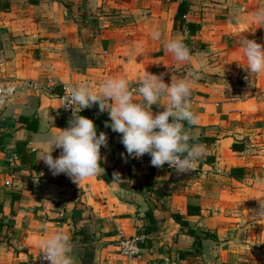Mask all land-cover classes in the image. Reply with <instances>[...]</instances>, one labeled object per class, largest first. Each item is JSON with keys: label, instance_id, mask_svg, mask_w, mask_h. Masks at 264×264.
Returning <instances> with one entry per match:
<instances>
[{"label": "crops", "instance_id": "crops-1", "mask_svg": "<svg viewBox=\"0 0 264 264\" xmlns=\"http://www.w3.org/2000/svg\"><path fill=\"white\" fill-rule=\"evenodd\" d=\"M36 1L9 0L4 9L0 0V78L18 86L0 109V264H33L42 241L58 231L72 247L97 245L95 264L264 263V215L256 216L264 203V74L245 71L239 45L240 35L264 45V26L250 18L264 0ZM183 1L189 11L174 26ZM156 30L160 40L152 38ZM177 37L190 49L188 62L163 49ZM148 73L166 83L192 80L200 121L191 134L206 149L195 171L143 164L147 154L122 156L120 134L105 127L109 116L98 105L87 110L97 133L108 136L101 175L79 186L38 161L45 138L68 127L55 96L62 84L98 90L105 79L123 76L130 84ZM152 221L157 229L142 235V258L120 255L117 240Z\"/></svg>", "mask_w": 264, "mask_h": 264}, {"label": "clouds", "instance_id": "clouds-1", "mask_svg": "<svg viewBox=\"0 0 264 264\" xmlns=\"http://www.w3.org/2000/svg\"><path fill=\"white\" fill-rule=\"evenodd\" d=\"M251 21L264 26V6L250 14ZM160 40L162 33H152ZM239 45L246 61L245 71L257 76L264 74V45L239 36ZM163 49L177 63L192 59L190 49L180 38L165 40ZM63 107L71 110L68 127L50 133L44 140L45 148L39 153L53 176L66 175L80 186L85 180L104 172L101 167V148L108 146L105 132L97 133L95 122L80 112L98 105L101 113L107 112L109 120L105 127L120 134L126 154L122 156L151 157V165L162 169L165 164L177 174L195 169L197 162L206 155L203 144L195 142L192 129L199 125L200 118L191 106L192 80L171 78L166 83L163 74L148 73L140 78L136 88L129 87L123 76L105 79L95 89L90 83L71 82L64 85ZM137 95L140 97L137 99ZM153 106L159 111L153 112ZM60 149L59 157L52 155ZM120 180L113 173V181ZM256 216L264 215V203ZM43 259L47 264H73V247L68 233L58 231L42 241Z\"/></svg>", "mask_w": 264, "mask_h": 264}, {"label": "built area", "instance_id": "built-area-1", "mask_svg": "<svg viewBox=\"0 0 264 264\" xmlns=\"http://www.w3.org/2000/svg\"><path fill=\"white\" fill-rule=\"evenodd\" d=\"M64 85L62 84L60 87V92L55 94L56 98L59 100L60 103V110L61 112L68 116L72 117V112L71 110H66L62 105L64 103V96H65V90H64ZM25 86L28 89L34 90V91H39L42 89L40 84L36 82H28L25 84ZM138 86V82L130 83L129 87L130 88H136ZM18 90L17 83L13 80L9 79H2L0 78V109L5 107L7 103L13 98V96L16 94ZM60 149L56 150V155L59 157L60 155ZM15 159L13 158L10 159V162H12ZM143 164L151 165V157L149 155L145 156L142 161ZM167 170H174L172 168H169L167 164L163 167ZM196 167L194 170L195 171ZM217 173H220V170H217ZM6 185H9V182H6ZM145 243V237L142 235H137L135 237L131 238H125V237H120L117 240V250L120 255L129 257V258H142V246ZM33 264H47V261L43 259V253L39 254L34 260ZM259 264H264V263H259Z\"/></svg>", "mask_w": 264, "mask_h": 264}, {"label": "trees", "instance_id": "trees-1", "mask_svg": "<svg viewBox=\"0 0 264 264\" xmlns=\"http://www.w3.org/2000/svg\"><path fill=\"white\" fill-rule=\"evenodd\" d=\"M173 1V0H172ZM3 5L2 7L4 9H8L9 7V0H3ZM30 3H37L36 0H30ZM189 11V5L187 2L183 1V2H180L177 6V10H176V13L174 15V26H179L181 27L183 24H184V16L187 15ZM186 27L188 28V30L190 32H195L196 30V25L195 24H191V23H187L186 24ZM93 112V111H92ZM91 111L90 110H84L83 112H81V115L83 116H86V117H90ZM96 112L94 111V114L93 116H95ZM103 116H105V114H103ZM146 217H149V214H146ZM173 218L174 220L176 221H180L181 222V217L179 215H173ZM152 225H148V226H145L144 229L142 231L139 232V235H147V234H150V233H153L154 231H156L157 229V225L155 224V222H150ZM183 223V222H181ZM190 233H193V232H190ZM196 244L199 245L200 242H199V237L196 236Z\"/></svg>", "mask_w": 264, "mask_h": 264}, {"label": "water", "instance_id": "water-1", "mask_svg": "<svg viewBox=\"0 0 264 264\" xmlns=\"http://www.w3.org/2000/svg\"><path fill=\"white\" fill-rule=\"evenodd\" d=\"M73 264H95L97 245L73 247Z\"/></svg>", "mask_w": 264, "mask_h": 264}]
</instances>
